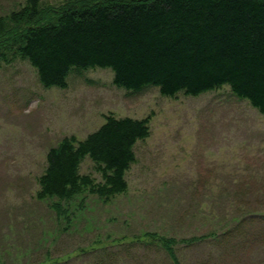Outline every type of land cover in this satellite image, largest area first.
I'll return each instance as SVG.
<instances>
[{
    "label": "trees",
    "instance_id": "16d2710c",
    "mask_svg": "<svg viewBox=\"0 0 264 264\" xmlns=\"http://www.w3.org/2000/svg\"><path fill=\"white\" fill-rule=\"evenodd\" d=\"M73 1L80 6L71 5L56 18L54 13L45 24L40 0H25L0 17V36L17 30L0 41L7 42L0 45V64L28 62L45 89H65L71 74L95 69L109 70L113 85L131 93L156 88L163 97H197L228 87L264 118V0ZM105 119L83 140L66 137L50 148L37 177L36 201H45L66 226L58 247L80 225L72 227L76 213L65 205L90 197L109 204L127 195L136 146L151 134L150 117ZM86 157L99 179L80 174ZM227 183L225 200L215 199L210 209L197 201L207 190L190 192L191 210L183 206L171 215L169 232L97 238L59 257H52L51 249L35 250L30 264H264V185ZM78 212L87 230L94 222ZM234 235L251 237L252 244L232 245ZM0 264H6L1 254Z\"/></svg>",
    "mask_w": 264,
    "mask_h": 264
},
{
    "label": "rangeland",
    "instance_id": "374dc122",
    "mask_svg": "<svg viewBox=\"0 0 264 264\" xmlns=\"http://www.w3.org/2000/svg\"><path fill=\"white\" fill-rule=\"evenodd\" d=\"M72 1L40 0V18H45L41 24L77 5ZM24 3L0 0V17ZM15 31L6 30L0 41L8 32L13 37ZM112 79L109 70L95 69L71 74L65 89H45L28 62L0 64V254L6 264H30L35 250L51 249L52 257H59L75 245L85 247L107 236L127 237L148 230L163 234L173 227L175 212L183 206L191 210L190 192L195 189L207 190L205 199L197 201L210 209L215 199H219L215 203L225 200L221 194L228 180L241 187L244 181L264 185V118L228 87L197 97L168 98L156 88L127 92L114 86ZM109 114L150 117L151 134L136 146L137 162L127 173V195L109 204L98 197L74 202L83 209H76L73 202L65 205L76 213L72 227L80 225L70 227L73 234L58 247L66 226L45 201H36L37 177L45 169L50 148L66 137L83 140ZM79 172L99 179L88 157ZM79 210L94 222L87 230L82 228L85 219ZM250 238L234 235L231 243L251 245Z\"/></svg>",
    "mask_w": 264,
    "mask_h": 264
}]
</instances>
